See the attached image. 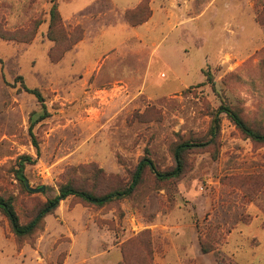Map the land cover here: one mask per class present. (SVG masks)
<instances>
[{
    "label": "rangeland",
    "instance_id": "rangeland-1",
    "mask_svg": "<svg viewBox=\"0 0 264 264\" xmlns=\"http://www.w3.org/2000/svg\"><path fill=\"white\" fill-rule=\"evenodd\" d=\"M51 1L0 0V196L22 224L61 187L101 197L142 160L166 173L177 146H198L179 178L147 168L127 198L69 197L32 236L0 211V264H264V144L221 110L264 133V0H57L59 44ZM46 112L38 155L29 127ZM22 156L45 191L15 178Z\"/></svg>",
    "mask_w": 264,
    "mask_h": 264
},
{
    "label": "trees",
    "instance_id": "trees-1",
    "mask_svg": "<svg viewBox=\"0 0 264 264\" xmlns=\"http://www.w3.org/2000/svg\"><path fill=\"white\" fill-rule=\"evenodd\" d=\"M51 9L49 11V17H50V24H49V33L48 37L50 40L54 41L56 44H59L60 41L70 40V35L66 34L65 29L63 27L62 18L58 9V3L57 0L51 1ZM59 34L61 36H59ZM82 36L79 35L76 37V39L73 41V45L75 43L81 41ZM71 48V47H70ZM69 48V49H70ZM52 58V55H51ZM208 79L211 80L210 76H208ZM26 91L30 94H33L36 96L38 101L42 104V107L45 109V103H44V97L42 96L41 92L37 89H29L26 88ZM46 110V109H45ZM222 112L227 114L229 119L234 123V125L250 140H252L255 143L264 144V133H261L255 129H253L247 122L242 118V116L239 114V112L235 111L231 107H222ZM48 113L46 112L44 115H40L37 119H32L29 127L30 135L33 141V145L36 149L37 154H40V144L36 139V136L34 135V128L37 126L38 123L45 120L48 117ZM220 129V121L219 119H216L214 121V125L212 127V136L213 139L218 135ZM196 144H190V143H184L179 146H177L174 150V158H175V168L166 173H160L156 170V167L152 160L146 158L142 160V162L138 165L136 171L133 174L132 182L130 185L124 189H119L112 191L110 194L103 195L101 197L97 196L93 191L85 190V189H78L71 185H67L64 187H61L59 194L56 195L54 198L47 200V202L44 204V206L40 209L39 213L36 215L35 218H33L29 223L22 224L20 222V218L18 213L15 209V204L12 198H4L0 196V211L6 216L8 219L11 229L13 233L17 237H28L32 236L36 233V231L39 229V226L42 223V220L52 212H54L60 205L61 201L66 200L69 197H77L81 198L88 202H95L102 204L108 199H123L131 196L139 186V184L143 180V175L145 173V170L147 168L151 169L154 174L158 177L160 180H170V179H176L179 178L185 170V160L184 155L185 153L192 149L197 147ZM35 159L32 156H22L17 164V168L15 169V178L21 183V185L28 191L33 192L30 189L28 178L25 174V169L27 165H33L35 164ZM201 247L202 251L204 253H209L212 251L211 248H209L205 242L201 240Z\"/></svg>",
    "mask_w": 264,
    "mask_h": 264
},
{
    "label": "water",
    "instance_id": "water-1",
    "mask_svg": "<svg viewBox=\"0 0 264 264\" xmlns=\"http://www.w3.org/2000/svg\"><path fill=\"white\" fill-rule=\"evenodd\" d=\"M30 189H31L33 192H43V191H45L46 187H45V186H42V187H40V188H38V189H33V188L30 187ZM95 202H96V201H95Z\"/></svg>",
    "mask_w": 264,
    "mask_h": 264
}]
</instances>
